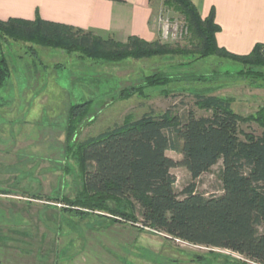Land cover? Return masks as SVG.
<instances>
[{
  "label": "rangeland",
  "instance_id": "obj_1",
  "mask_svg": "<svg viewBox=\"0 0 264 264\" xmlns=\"http://www.w3.org/2000/svg\"><path fill=\"white\" fill-rule=\"evenodd\" d=\"M157 1L154 25L162 40L159 18L177 26L184 20ZM3 51L11 74L0 86V264H257L242 263L243 258L226 249L121 221L119 215L115 221L110 213L84 205L80 212L64 199L82 198L83 171L75 153L79 141L145 112L169 109L183 118L192 110L196 116H209L210 111L194 105V92L230 99L232 109L244 118L239 130L261 135L264 123L255 118L264 107V66L217 56L193 60L189 55L92 60L12 39ZM152 73L170 80L148 84ZM86 101L89 113L76 121L69 143L70 108ZM166 154L181 158L172 145ZM220 167L219 160L193 181L184 167L171 168L176 193L182 196L181 190L194 182L199 193L220 194Z\"/></svg>",
  "mask_w": 264,
  "mask_h": 264
},
{
  "label": "trees",
  "instance_id": "obj_2",
  "mask_svg": "<svg viewBox=\"0 0 264 264\" xmlns=\"http://www.w3.org/2000/svg\"><path fill=\"white\" fill-rule=\"evenodd\" d=\"M149 2L155 5L158 1ZM160 3L184 20L185 45L159 37H102L91 29L40 17L0 19V86L11 74L3 51L9 39L92 60L189 55L193 60L217 56L241 65L264 66V41L244 54L217 44L220 26L214 21L213 9L202 17L191 0ZM167 77L152 73L147 83L165 85L170 80ZM192 96L194 105L210 111L209 116H196L192 110L183 118L169 109L158 114L145 112L79 141L75 153L83 171L82 198L62 197L68 202L66 206L80 212L84 205L88 210L110 213L115 221L119 215L121 221L140 222L170 238L229 250L243 258L242 263L264 264V131L259 136L240 131L238 123L244 118L232 109L228 98L200 92ZM89 103L71 106L66 126L69 143L76 121L89 113ZM260 114L255 119L264 123V107ZM171 145L181 154L179 160L166 154ZM219 160L220 194L199 193L191 182L178 196L171 168L184 167L193 181ZM116 202H122L121 207Z\"/></svg>",
  "mask_w": 264,
  "mask_h": 264
},
{
  "label": "crops",
  "instance_id": "obj_3",
  "mask_svg": "<svg viewBox=\"0 0 264 264\" xmlns=\"http://www.w3.org/2000/svg\"><path fill=\"white\" fill-rule=\"evenodd\" d=\"M200 15L211 9L220 26L216 42L231 52L248 53L264 41V0H191ZM155 5L149 0H0V19L10 17L63 23L102 31L116 39L135 35L153 40Z\"/></svg>",
  "mask_w": 264,
  "mask_h": 264
},
{
  "label": "built area",
  "instance_id": "obj_4",
  "mask_svg": "<svg viewBox=\"0 0 264 264\" xmlns=\"http://www.w3.org/2000/svg\"><path fill=\"white\" fill-rule=\"evenodd\" d=\"M159 20V35L162 40H178L183 38L187 33V27L184 23L177 26L176 23L172 24L173 21H170L168 18H159Z\"/></svg>",
  "mask_w": 264,
  "mask_h": 264
}]
</instances>
